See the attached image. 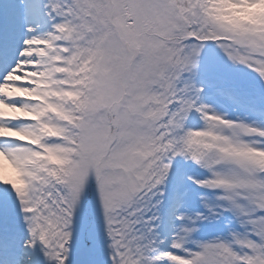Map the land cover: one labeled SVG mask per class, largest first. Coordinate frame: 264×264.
I'll list each match as a JSON object with an SVG mask.
<instances>
[{"label":"snow or ice","instance_id":"1","mask_svg":"<svg viewBox=\"0 0 264 264\" xmlns=\"http://www.w3.org/2000/svg\"><path fill=\"white\" fill-rule=\"evenodd\" d=\"M257 5L0 0V264H264Z\"/></svg>","mask_w":264,"mask_h":264},{"label":"clouds","instance_id":"2","mask_svg":"<svg viewBox=\"0 0 264 264\" xmlns=\"http://www.w3.org/2000/svg\"><path fill=\"white\" fill-rule=\"evenodd\" d=\"M238 18L251 20L253 23L264 24V6L257 5L254 9H249L246 12L238 14V16L226 15L224 19L235 21Z\"/></svg>","mask_w":264,"mask_h":264},{"label":"rangeland","instance_id":"3","mask_svg":"<svg viewBox=\"0 0 264 264\" xmlns=\"http://www.w3.org/2000/svg\"><path fill=\"white\" fill-rule=\"evenodd\" d=\"M229 112H231V109H229ZM199 123H202V122H199ZM223 222H220V224H222ZM217 226H219V225H217Z\"/></svg>","mask_w":264,"mask_h":264}]
</instances>
